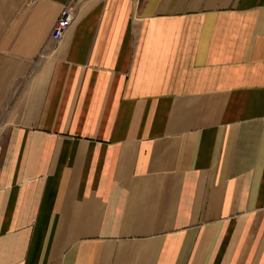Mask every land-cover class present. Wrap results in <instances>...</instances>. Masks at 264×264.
<instances>
[{"label":"crops","instance_id":"1","mask_svg":"<svg viewBox=\"0 0 264 264\" xmlns=\"http://www.w3.org/2000/svg\"><path fill=\"white\" fill-rule=\"evenodd\" d=\"M0 264H264V0H0Z\"/></svg>","mask_w":264,"mask_h":264},{"label":"built area","instance_id":"2","mask_svg":"<svg viewBox=\"0 0 264 264\" xmlns=\"http://www.w3.org/2000/svg\"><path fill=\"white\" fill-rule=\"evenodd\" d=\"M73 16V12L70 9L65 8L53 29L52 38L55 41H60L63 38L73 20Z\"/></svg>","mask_w":264,"mask_h":264}]
</instances>
